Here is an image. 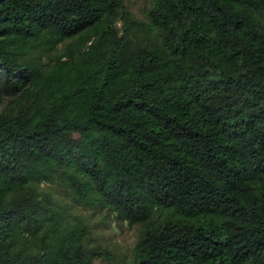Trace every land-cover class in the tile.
<instances>
[{
    "label": "trees",
    "instance_id": "obj_1",
    "mask_svg": "<svg viewBox=\"0 0 264 264\" xmlns=\"http://www.w3.org/2000/svg\"><path fill=\"white\" fill-rule=\"evenodd\" d=\"M151 2L0 0V264H264V0Z\"/></svg>",
    "mask_w": 264,
    "mask_h": 264
},
{
    "label": "rangeland",
    "instance_id": "obj_2",
    "mask_svg": "<svg viewBox=\"0 0 264 264\" xmlns=\"http://www.w3.org/2000/svg\"><path fill=\"white\" fill-rule=\"evenodd\" d=\"M151 1L125 0V3L137 17L146 19ZM71 212L76 222L86 226L88 245L94 254L95 264H123L131 261L133 248L142 230L140 225L117 222L112 214L98 209L78 207Z\"/></svg>",
    "mask_w": 264,
    "mask_h": 264
}]
</instances>
